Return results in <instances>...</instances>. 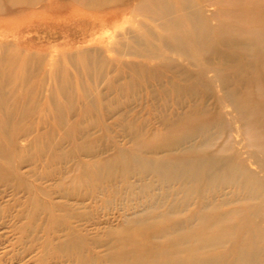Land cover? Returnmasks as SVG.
I'll return each instance as SVG.
<instances>
[{
    "label": "rangeland",
    "instance_id": "1",
    "mask_svg": "<svg viewBox=\"0 0 264 264\" xmlns=\"http://www.w3.org/2000/svg\"><path fill=\"white\" fill-rule=\"evenodd\" d=\"M171 2L175 12L162 18L134 11L135 0L94 8L0 0L8 80L0 100L20 122L15 141L3 140L8 157L0 147V264L264 258V82L250 81L259 72L255 47L230 33L241 48H226L210 31L238 25L221 13L229 7L192 0L199 11L182 19L176 12L190 11L188 2ZM254 22L244 23L264 28ZM250 123L259 140L246 132ZM183 156L200 163L202 176H180ZM208 233L219 241L211 246Z\"/></svg>",
    "mask_w": 264,
    "mask_h": 264
},
{
    "label": "bare ground",
    "instance_id": "2",
    "mask_svg": "<svg viewBox=\"0 0 264 264\" xmlns=\"http://www.w3.org/2000/svg\"><path fill=\"white\" fill-rule=\"evenodd\" d=\"M22 1H24L25 3H35L36 1H38V0H22ZM75 1H77V2H80L81 4H82V6H87V7H89V6H91V7H93L94 8V6H98V4H101V5H109L110 3H113L114 4V2L116 3L118 0H75ZM123 1V0H122ZM135 1H137V4L133 7V10L134 11H139V12H142L143 14L144 13H146V14H144V15H147V16H149V15H152V17L153 16H156V17H162V18H165V17H167L168 15H171V14H173L174 12H175V10H174V7L175 6H173V2H171V0H135ZM184 1H186V2H188L187 4H188V7L187 8H189L190 9V11H187V10H185L184 12L183 11H177L176 13L178 14V16L179 17H181L182 19H187V18H189L191 15H193V14H196V12L197 11H199V7L197 6V7H195V9H193V7L192 6H195V5H191V4H193L192 3V0H184ZM198 1V3H207L208 2V4L210 3L211 4V2H213L211 5H213L214 3H216L217 4V2L219 3V4H222V6H227V7H229V9H221V13H223V15H227L228 14V16L230 17V19L231 18H233V22H234V20L236 21V22H238L237 24L238 25H235L234 23H228L227 21V23L226 24H219V25H217V26H214V27H210V31H211V29H213V30H218L217 32L220 34V43L222 44V46H224V47H226V48H229V49H237V47L239 48L240 46H238V45H236V43L234 42H230L228 39H227V36H229V34L230 33H236V34H238V35H240L241 37L240 38H242L243 39V41H247V42H249V44L251 43V45L253 46V47H255L254 49H255V51H256V55H257V58H258V63H259V72L255 75V76H252L251 78H250V81L251 82H254L255 80H257L258 79V77L264 82V28L262 27V28H258V27H250V26H247L244 22H253L254 24H255V22L254 21H258V20H260V21H262L263 23H264V0H197ZM119 2H121V0H119ZM190 3V4H189ZM84 4V5H83ZM111 5V4H110ZM240 6V8L243 10L242 11V13L240 14V11L238 10V9H230V7H236V6ZM90 8V7H89ZM239 8V7H238ZM228 10V11H227ZM1 11V10H0ZM217 11H219V10H217ZM214 15H216L215 14V12H214ZM231 15V16H230ZM240 15H242V16H240ZM193 17V16H192ZM237 17H239V21H237L236 19H238ZM161 18V20H163ZM166 21V20H165ZM232 21V20H231ZM222 23H223V21H222ZM252 24V23H251ZM253 24V25H254ZM260 24V23H259ZM262 25V24H261ZM208 26V25H207ZM206 26V27H207ZM259 26V25H258ZM165 27V26H164ZM168 27V26H167ZM206 27H204V26H202V31L203 32H205V31H207L206 30ZM194 28V27H193ZM196 28H198V27H196ZM168 30H169V28H167ZM167 30V31H168ZM198 30V29H197ZM169 33V32H168ZM206 34V33H205ZM208 34V33H207ZM212 34V33H211ZM218 34V35H219ZM218 35H217V37H218ZM233 36V35H232ZM210 37V36H209ZM211 38V37H210ZM234 39V38H233ZM210 41V40H209ZM195 41H193V40H191L190 41V43L192 44V45H194L195 43H194ZM206 42V41H205ZM239 43V42H238ZM241 44V43H240ZM244 44V43H243ZM248 45V44H247ZM246 45V46H247ZM195 46H197L196 44H195ZM241 46H243L242 44H241ZM245 46V45H244ZM250 46V45H249ZM219 47H215V49H218ZM241 48V47H240ZM239 48V49H240ZM242 48H244V47H242ZM251 49V46L250 47H245V49H248V52H249V50ZM221 49V48H220ZM245 49H243V51L245 50ZM222 51V50H221ZM220 51V52H221ZM247 51V50H246ZM246 51H245V53H246ZM217 53V52H216ZM225 54V53H224ZM244 54V53H243ZM249 54V53H248ZM246 56V55H245ZM251 56V55H250ZM225 57V56H224ZM252 57V56H251ZM222 58H223V56H222ZM252 58H254V57H252ZM229 59H232V58H229ZM236 59V58H235ZM225 60V59H224ZM224 60H223V62H224ZM247 60V59H246ZM241 61H242V59H241ZM240 61V62H241ZM251 62V61H250ZM224 64H226V62L224 63ZM251 64V63H250ZM246 65V64H245ZM247 67V66H246ZM7 68V67H6ZM11 67H9L8 69H5V70H7V73L9 74V75H11V76H13V70H15V69H10ZM2 70V69H1ZM243 70V69H242ZM247 71V70H246ZM154 73V72H153ZM18 75V74H17ZM2 75H0V92H2V90H3V87L4 86H6L7 84H8V80H7V77L6 78H4V77H1ZM20 78H21V76H20ZM14 79H12V81H13ZM24 80H27V79H24ZM242 80V79H241ZM245 80V79H244ZM225 81H227V80H225ZM24 83H25V81H24ZM28 83H29V81H28ZM258 84V83H257ZM65 85V84H64ZM258 87H259V85H257ZM69 87V86H68ZM63 88V87H62ZM75 88V87H74ZM70 90V89H69ZM68 90V91H69ZM261 90V89H260ZM259 90V91H260ZM6 91V90H5ZM4 91V92H5ZM11 91V90H10ZM61 91V90H60ZM59 91V92H60ZM8 92V91H7ZM81 93H82V90L80 91ZM65 93V92H64ZM260 93V92H259ZM3 94H5V93H3ZM61 94V93H60ZM234 94H236V93H234ZM62 95V94H61ZM228 95H230V94H228ZM70 96V95H69ZM81 96V95H80ZM85 96V95H84ZM249 96V95H248ZM253 96V95H252ZM67 97H68V95H67ZM66 97V98H67ZM71 97V96H70ZM73 97H76V96H73ZM82 97V96H81ZM230 97V96H229ZM26 98V97H25ZM76 98H78V95H77V97ZM236 98V97H235ZM250 98V97H249ZM253 98V97H252ZM8 99V98H7ZM237 99H239V98H236V100ZM251 99V98H250ZM2 100V99H1ZM0 100V110H1V112L3 113L2 115H3V117H2V119L0 120V147L2 148L3 147V149H2V151H4V152H6V156L5 157H8V152H7V149H6V147H5V143H4V139L5 140H7V141H9V142H14L15 141V138H16V134L18 133V129H19V126H20V122H16V123H12L10 120V117H12V114L9 116L8 115V112H7V110H5L4 109V107H5V102H3V101H1ZM20 100V99H19ZM254 100V99H253ZM17 101V100H16ZM54 101V100H53ZM244 101V100H243ZM26 102V101H25ZM58 102H60V100L58 101ZM239 102V101H238ZM241 102V101H240ZM235 103V102H234ZM243 104L245 103V102H242ZM17 104V103H16ZM22 104H23V102H22ZM22 104H21V107H22ZM19 105V104H18ZM18 105H17V107H18ZM53 105V104H52ZM242 105V104H241ZM11 106V105H10ZM235 106V105H234ZM240 106V105H239ZM244 106V105H243ZM243 106H241V107H243ZM246 106H247V104H246ZM20 107V106H19ZM20 107V108H21ZM26 108L24 109V110H26V109H28V107L27 106H25ZM47 107V106H46ZM53 107V106H52ZM57 107H58V105H57ZM72 107V106H71ZM49 108H51L50 106H49ZM257 107L255 106V104H251V106H250V109H253V111H255V109H256ZM22 109V108H21ZM43 109V108H42ZM45 109V108H44ZM67 109V108H66ZM239 109V108H238ZM59 110V109H58ZM68 110V109H67ZM259 110H261V109H259ZM17 111V110H16ZM52 111V110H51ZM240 111V110H239ZM24 112V111H23ZM27 112V111H26ZM26 112L25 113H23V114H25V116H27L26 115ZM29 112V111H28ZM54 112V111H53ZM52 112V113H53ZM64 112V111H63ZM56 113V112H55ZM61 113V112H60ZM15 114H17V113H15ZM19 114V113H18ZM17 114V115H18ZM56 114H58V113H56ZM190 114V113H189ZM243 114L244 113H242V115L241 116H243ZM254 114V113H253ZM260 114V113H259ZM24 116V115H23ZM189 116V115H188ZM195 116H197V115H195ZM257 116V115H256ZM27 117H29V116H27ZM187 117V116H186ZM201 117V116H200ZM252 117H254V116H252ZM261 117V116H260ZM14 118V117H13ZM17 118H19L18 116H17ZM47 118V117H46ZM195 118V117H194ZM243 118V117H242ZM22 119V118H21ZM248 119V118H247ZM252 119V118H251ZM18 120V119H17ZM194 120V119H193ZM253 121V120H252ZM26 122V121H25ZM192 122V121H191ZM259 122H260V120H259ZM257 123V122H256ZM48 124V123H47ZM244 124V123H243ZM49 125V124H48ZM253 125V124H252ZM251 125V123L250 124H248L247 126H246V128H247V131L246 132H248V134H250L251 135V137H253L254 139H258L259 140V137H258V135H256V131L254 130V127ZM263 125V124H262ZM177 126V125H176ZM255 126V125H254ZM261 127V126H260ZM264 127V126H263ZM30 128V127H29ZM246 128H244V129H246ZM26 129H27V126H26ZM25 129V130H26ZM258 129V128H257ZM260 129V128H259ZM30 131V130H29ZM28 131V132H29ZM245 131V130H244ZM262 131V130H261ZM259 132V131H258ZM25 134H26V131L24 132ZM203 133H201V135H202ZM262 135L263 133L262 132H260L259 133V135ZM45 135V134H44ZM247 135V134H246ZM260 135V136H261ZM160 136V135H159ZM168 135H162V137L160 136L159 137V140H161V139H163V138H166ZM248 136V135H247ZM49 137V136H48ZM249 137V136H248ZM18 138V137H17ZM39 138H40V136H39ZM46 138V137H45ZM50 138V137H49ZM262 138H263V136H262ZM251 138H249V140H250ZM42 140H44L43 138H42ZM46 140H47V138H46ZM203 141V140H202ZM261 141V140H260ZM200 142V141H199ZM254 142V141H253ZM36 143H38V142H36ZM252 143V142H251ZM256 143H257V145H258V147L260 148L261 146H260V144H259V141H257L256 140ZM199 144V143H198ZM261 144H264V142L262 143L261 142ZM197 145V144H196ZM256 144H255V147L257 146ZM198 146V145H197ZM201 146H202V144H201ZM47 149V148H46ZM53 149V148H52ZM41 150V149H40ZM44 150V149H43ZM192 150V149H191ZM46 151V150H45ZM38 152V151H37ZM47 153V152H46ZM195 154V153H194ZM5 155V154H4ZM35 155H36V153H35ZM214 155V154H213ZM216 156V155H215ZM130 157V156H129ZM188 156H183L182 158H180V159H178L177 161H176V165L178 166V167H182V171H181V175L180 176H182L183 178H185L186 180L187 179H191V178H195V179H197V176H198V174L200 175V173H199V164L196 162V161H193L192 159H188L187 158ZM195 157V156H194ZM190 158V157H189ZM205 158V157H204ZM195 159V158H194ZM211 159V158H210ZM210 159H208V161L210 160ZM8 161V160H7ZM159 165V164H158ZM213 165V164H212ZM221 166V165H220ZM160 167V166H159ZM211 167V166H210ZM158 168V167H157ZM221 168V167H220ZM159 170V169H158ZM145 174V173H144ZM216 173H214V175H215ZM221 174H222V172H221ZM225 175L227 174V172H225L224 173ZM175 176H177V175H175ZM200 176H202V174L200 175ZM205 176H208V175H205ZM227 178L226 179H229L230 180V178H229V174H227ZM238 176V175H237ZM174 177V176H173ZM161 178V177H160ZM218 178H219V176H218ZM224 178V179H225ZM235 181V180H234ZM242 185V184H241ZM243 186V185H242ZM241 187V186H240ZM247 188V187H246ZM191 189V188H190ZM243 189V188H242ZM244 190V189H243ZM184 191V190H183ZM227 215V214H226ZM230 215V214H229ZM226 220H228L227 218H225ZM217 221V220H216ZM217 223V222H216ZM208 227V226H207ZM220 227V226H219ZM158 228V227H157ZM205 229V228H204ZM218 229V228H217ZM220 229V228H219ZM161 230V229H160ZM203 232V231H202ZM213 232H215L214 230H213ZM181 234H183V233H181ZM209 235H207V236H209V237H211L212 236V241L210 240V242H212V243H210L211 244V246L212 245H214V243L213 242H217V241H219V239L217 238L216 239V237L217 236H219L220 234L219 233H214V234H212V233H208ZM189 235V234H188ZM179 236V235H178ZM177 239V238H176ZM194 239H196V241H199V243H202V241H204V238H203V234L202 235H200V236H198L197 238H194ZM148 240V239H147ZM183 242H185V241H183ZM192 242V241H191ZM205 242V241H204ZM198 243V242H197ZM173 244V243H172ZM174 245V244H173ZM181 245V244H180ZM206 245V244H205ZM185 246V245H184ZM186 247V246H185ZM192 247V246H191ZM189 248V247H188ZM187 248V249H188ZM201 248H206V246H204V244L203 245H201V246H197V245H194L193 247H192V253H194V252H197V251H199ZM190 251V252H191ZM158 252V251H157ZM187 252V251H186ZM176 253V252H175ZM181 253V252H180ZM185 253V252H184ZM179 254V253H178ZM157 255V254H156ZM175 255V254H174ZM180 255V254H179ZM183 255V254H182ZM195 257H189V258H187V259H185L184 261H182V257L180 258L181 259V261L182 262H174V263H172L171 262V258H166V257H160L159 258V256L157 257V259H154V258H150V260H147V262H148V264H264V258H257V257H247V256H239V257H235V258H231V257H223V256H220V257H215V256H212V257H208V258H205L204 257V254H200V255H194ZM196 256H198V257H196ZM219 256V255H218ZM152 257V256H151ZM203 257V258H202ZM136 260V259H135Z\"/></svg>",
    "mask_w": 264,
    "mask_h": 264
}]
</instances>
